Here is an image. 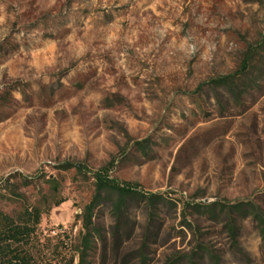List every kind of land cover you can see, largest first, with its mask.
Segmentation results:
<instances>
[{
	"label": "rangeland",
	"instance_id": "rangeland-1",
	"mask_svg": "<svg viewBox=\"0 0 264 264\" xmlns=\"http://www.w3.org/2000/svg\"><path fill=\"white\" fill-rule=\"evenodd\" d=\"M111 163L161 199L109 194L86 229ZM250 205L264 0H0V213L42 210L38 264H264Z\"/></svg>",
	"mask_w": 264,
	"mask_h": 264
},
{
	"label": "trees",
	"instance_id": "trees-1",
	"mask_svg": "<svg viewBox=\"0 0 264 264\" xmlns=\"http://www.w3.org/2000/svg\"><path fill=\"white\" fill-rule=\"evenodd\" d=\"M249 61L250 59L248 58L244 63L243 69L245 71ZM229 78L230 76L225 77L224 80L228 81ZM112 163L110 166L93 174L95 179V196L85 210L84 227L86 229L92 226V217L95 208H97L109 194H115L117 196L115 208L118 211L122 210L127 198H140L146 200L152 207L161 199V196L158 194H147L139 190L137 184L121 182L112 177L110 175ZM65 167L69 168L71 166L66 165ZM244 207L245 204L241 203L232 206V208L237 209H243ZM250 208L255 220L260 226L264 239V214L256 206L250 205ZM42 216V210L36 206L27 208L20 216L0 213V264H38L32 253V245ZM229 227H231V233L235 237L234 220L230 221ZM48 264L53 263L51 262Z\"/></svg>",
	"mask_w": 264,
	"mask_h": 264
}]
</instances>
